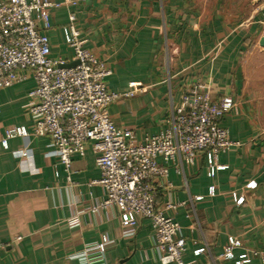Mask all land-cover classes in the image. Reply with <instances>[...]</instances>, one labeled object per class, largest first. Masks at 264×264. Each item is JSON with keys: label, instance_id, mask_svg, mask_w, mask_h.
Listing matches in <instances>:
<instances>
[{"label": "crops", "instance_id": "obj_1", "mask_svg": "<svg viewBox=\"0 0 264 264\" xmlns=\"http://www.w3.org/2000/svg\"><path fill=\"white\" fill-rule=\"evenodd\" d=\"M263 6L264 0H77L51 14L53 58L74 60L63 28L75 12L87 48L112 70L109 90L124 94L136 84L135 95L112 103L108 112L139 140L167 128L174 107L195 87L215 101L234 99L223 126L238 145L221 154L224 169L210 178L199 154L192 166L181 159L170 164L171 186L158 180L164 184L157 187L159 206L177 205L166 214L180 225L188 263L235 264L246 252L264 251V80L257 74L264 64ZM35 87L29 78L0 90L2 138L15 127L32 132L27 105ZM96 158L88 144L68 172L49 137L0 143V264H161L147 220L127 227L118 208L100 207L106 193L96 183ZM251 182L256 186L247 188ZM234 195L244 203L237 205ZM230 238L241 247L224 260ZM201 248L205 252L195 255ZM250 257L249 264H263Z\"/></svg>", "mask_w": 264, "mask_h": 264}, {"label": "built area", "instance_id": "obj_2", "mask_svg": "<svg viewBox=\"0 0 264 264\" xmlns=\"http://www.w3.org/2000/svg\"><path fill=\"white\" fill-rule=\"evenodd\" d=\"M75 5L77 0H0V90L29 78L36 84L27 105L32 132L25 127L11 128L4 138L0 136V143L7 145V140L16 136L49 137L56 156L68 172L73 156H84L91 144L101 172L96 183L106 193L100 207L118 208L127 227L136 226L139 218L147 220L155 232L161 264H192L184 260L186 240L180 235L179 223L166 214L177 205L168 202L160 207L157 202V187L164 186L158 180L171 186L170 164L181 159L188 167L192 166L199 154L206 157L210 178L224 169L219 163L221 154L238 145L223 126L235 101L229 96L215 101L195 87L184 93L180 104L174 107L167 128L139 140L134 131L117 125L108 112L112 103L133 97L136 84H130L131 90L124 94L109 90L112 70L87 48L75 12H70L69 22L63 28L74 60L51 55L52 11ZM73 62L78 64L64 68ZM21 155L30 154L24 150ZM255 186L251 182L247 188ZM215 193L211 187L209 194ZM234 200L240 206L245 198L234 195ZM105 242L98 244L100 253L105 252ZM4 247L0 242V250ZM239 247L240 241L230 238L221 258L234 259V251ZM204 252L201 248L194 253L200 256ZM250 256L259 257L264 264V251L259 250L244 253L235 264H249ZM85 260L93 262V258Z\"/></svg>", "mask_w": 264, "mask_h": 264}, {"label": "water", "instance_id": "obj_3", "mask_svg": "<svg viewBox=\"0 0 264 264\" xmlns=\"http://www.w3.org/2000/svg\"><path fill=\"white\" fill-rule=\"evenodd\" d=\"M261 12L264 16V6L261 8ZM260 45L264 47V36L260 40ZM77 64H78V62H73L71 64L64 66V68H72V67H75Z\"/></svg>", "mask_w": 264, "mask_h": 264}, {"label": "rangeland", "instance_id": "obj_4", "mask_svg": "<svg viewBox=\"0 0 264 264\" xmlns=\"http://www.w3.org/2000/svg\"><path fill=\"white\" fill-rule=\"evenodd\" d=\"M257 74H258V77L259 76H263V80H264V64H263V68L259 71H257ZM255 76V75H254ZM255 82H253V85H254Z\"/></svg>", "mask_w": 264, "mask_h": 264}]
</instances>
